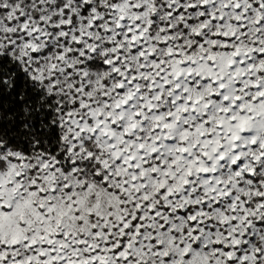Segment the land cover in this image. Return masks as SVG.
<instances>
[{"label": "snow or ice", "instance_id": "obj_1", "mask_svg": "<svg viewBox=\"0 0 264 264\" xmlns=\"http://www.w3.org/2000/svg\"><path fill=\"white\" fill-rule=\"evenodd\" d=\"M0 264H264V0H0Z\"/></svg>", "mask_w": 264, "mask_h": 264}]
</instances>
